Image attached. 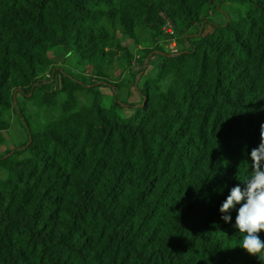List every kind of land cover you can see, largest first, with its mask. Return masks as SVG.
I'll use <instances>...</instances> for the list:
<instances>
[{
    "label": "trees",
    "instance_id": "1",
    "mask_svg": "<svg viewBox=\"0 0 264 264\" xmlns=\"http://www.w3.org/2000/svg\"><path fill=\"white\" fill-rule=\"evenodd\" d=\"M262 125L264 0H0V264H264Z\"/></svg>",
    "mask_w": 264,
    "mask_h": 264
},
{
    "label": "clouds",
    "instance_id": "2",
    "mask_svg": "<svg viewBox=\"0 0 264 264\" xmlns=\"http://www.w3.org/2000/svg\"><path fill=\"white\" fill-rule=\"evenodd\" d=\"M250 157L251 174L240 180L245 187L242 189L239 184L232 187L219 210L224 214L221 218L229 222L230 210L237 204L241 205L235 219V227L242 237L238 245L248 254L264 261V241L257 235L264 231V125L261 126V142L251 150ZM241 201L244 202L241 204Z\"/></svg>",
    "mask_w": 264,
    "mask_h": 264
},
{
    "label": "rangeland",
    "instance_id": "3",
    "mask_svg": "<svg viewBox=\"0 0 264 264\" xmlns=\"http://www.w3.org/2000/svg\"><path fill=\"white\" fill-rule=\"evenodd\" d=\"M221 20H223V17L222 16H218L217 18H216V21H221ZM164 48H165V50L167 51V50H171L170 49V44L168 45V44H166L165 46H164ZM136 55L137 56H139L140 57V55H139V52L138 53H136ZM62 56H63V52L61 53H58L57 54V63H60V60H61V58H62ZM155 62H157V60L155 59V58H153L152 60H150L149 62H148V66H147V68H152L153 67V65L155 64ZM71 68H74V64H73V59L72 58H70L69 59V61H68V63H67ZM77 69H78V67H76ZM102 90H103V92H104V95H103V105H108V103H109V99H110V97H107L106 96V93H107V95H111V90L110 89H108V88H101ZM122 92L123 93H121V95H120V97H121V99H122V97H124V98H126V96H128L129 98L131 97L130 95H129V93H128V91L127 90H122ZM125 93H126V95H125ZM130 99H132V102H136V98H134V97H131ZM111 101V100H110ZM125 101H127L128 102V99H125ZM14 133H16L17 134V136L20 138V132L19 131H16V132H14ZM23 140H24V137L22 136L21 137V139H19V143H21V142H23ZM18 143V142H17Z\"/></svg>",
    "mask_w": 264,
    "mask_h": 264
},
{
    "label": "built area",
    "instance_id": "4",
    "mask_svg": "<svg viewBox=\"0 0 264 264\" xmlns=\"http://www.w3.org/2000/svg\"><path fill=\"white\" fill-rule=\"evenodd\" d=\"M162 29L165 33H168L170 35L173 34L171 26H164ZM170 48L172 49V51H175V43L174 42L171 43Z\"/></svg>",
    "mask_w": 264,
    "mask_h": 264
},
{
    "label": "crops",
    "instance_id": "5",
    "mask_svg": "<svg viewBox=\"0 0 264 264\" xmlns=\"http://www.w3.org/2000/svg\"><path fill=\"white\" fill-rule=\"evenodd\" d=\"M106 96H109L107 95L106 93ZM14 127V126H13ZM14 132L18 131L17 128H16V125H15V129L13 130ZM16 134V133H15ZM17 136V134H16ZM18 137V136H17ZM22 135L20 134V138L18 137V139H21ZM5 151V147L3 145H0V154H2L3 152Z\"/></svg>",
    "mask_w": 264,
    "mask_h": 264
}]
</instances>
